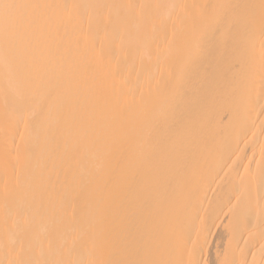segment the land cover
Wrapping results in <instances>:
<instances>
[{
  "label": "bare ground",
  "instance_id": "bare-ground-1",
  "mask_svg": "<svg viewBox=\"0 0 264 264\" xmlns=\"http://www.w3.org/2000/svg\"><path fill=\"white\" fill-rule=\"evenodd\" d=\"M0 264H264V0H0Z\"/></svg>",
  "mask_w": 264,
  "mask_h": 264
}]
</instances>
